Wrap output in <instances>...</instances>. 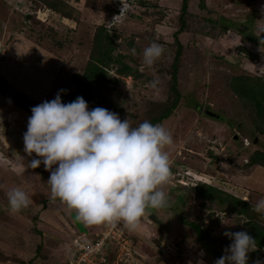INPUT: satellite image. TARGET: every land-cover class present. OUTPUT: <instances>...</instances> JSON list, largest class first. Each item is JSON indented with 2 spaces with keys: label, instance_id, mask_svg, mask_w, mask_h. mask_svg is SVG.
Instances as JSON below:
<instances>
[{
  "label": "rangeland",
  "instance_id": "obj_1",
  "mask_svg": "<svg viewBox=\"0 0 264 264\" xmlns=\"http://www.w3.org/2000/svg\"><path fill=\"white\" fill-rule=\"evenodd\" d=\"M206 2L210 9L202 8L200 0L189 3L187 28L176 37L182 0H147L149 6L138 0H64L61 12L71 17L41 1L0 0V219L27 213V208L10 210L7 192L11 188L26 190L28 186L30 194L35 189L31 204L37 200L41 204L38 211L43 210L41 215L47 218L42 228L53 226L54 233L65 235L45 239L49 247L62 248L59 259L52 258L50 264H67L70 243L77 235L91 240L113 225L125 233L116 230L106 241L102 250L108 254L107 264H196L198 259L213 264L224 254L225 244L231 243L225 231L249 232L255 221L264 226V214L253 219L232 213L217 201L204 206L191 189L193 180H202L240 197L238 174L254 170L251 156L264 151V134L256 130L249 109L231 88L234 75L264 77V46L239 31L248 30L253 36L264 31V0ZM100 24L112 37L113 56L122 55V62L133 71L120 73V63L110 62L107 78L99 82L102 97L94 96L91 101L118 113L122 120L127 118L133 126L144 120L153 122L175 100L173 64L178 39L183 44L177 63L179 105L168 119L157 123L173 136V143L165 149L174 168L164 185L170 207L146 208L135 229L121 220L104 223L102 229L101 223L89 224L87 230L88 225L64 202L62 207L46 210L49 203L44 204L42 197L50 194L45 193V187L51 190L50 170L43 163L31 168L29 162L38 157L24 151L27 128L20 123L26 120L27 125L31 107L53 99L59 89L79 87L76 83L87 69ZM225 26L232 27L225 30ZM153 41L162 46L163 54L151 67L143 66V49ZM191 222L200 224L211 239L200 240ZM2 224L0 220V264H16L19 252L8 244L14 229ZM24 228L30 230L28 225ZM34 229L39 241L43 233ZM251 252L264 262V247Z\"/></svg>",
  "mask_w": 264,
  "mask_h": 264
},
{
  "label": "clouds",
  "instance_id": "obj_2",
  "mask_svg": "<svg viewBox=\"0 0 264 264\" xmlns=\"http://www.w3.org/2000/svg\"><path fill=\"white\" fill-rule=\"evenodd\" d=\"M163 51L153 41L143 49V66L151 67ZM66 91L59 89L53 99L31 107L23 133L24 151L38 158L29 162L30 167L43 163L50 170L47 182L52 198L74 209L83 222L122 220L135 229L146 208H161L169 202L164 185L171 177V162L165 149L173 143L172 133L163 124L144 120L133 126L107 108H89L83 96L63 102L61 93ZM7 199L13 212L31 202L29 193L19 186L7 192ZM253 208L264 214V197ZM223 234L231 243L213 264H248L256 240L243 230ZM196 264L205 261L198 259Z\"/></svg>",
  "mask_w": 264,
  "mask_h": 264
},
{
  "label": "trees",
  "instance_id": "obj_3",
  "mask_svg": "<svg viewBox=\"0 0 264 264\" xmlns=\"http://www.w3.org/2000/svg\"><path fill=\"white\" fill-rule=\"evenodd\" d=\"M35 1V0H34ZM37 2H43L50 8H53L57 11H62V6L64 5V0H36ZM141 2L142 5H146L147 0H138ZM193 0H182L181 5V13L179 16V28L174 32L176 37L178 34L184 32L187 28V16L190 13L189 6ZM70 5V4H69ZM148 5V4H147ZM146 5V6H147ZM149 6V5H148ZM200 6L202 8H209V4H207L206 0H200ZM72 8V7H71ZM210 9V8H209ZM74 11V10H73ZM63 15L67 17H71L70 13L61 12ZM26 17H30L27 15ZM214 22L217 23V20L214 19ZM2 22H0L1 24ZM228 25V24H227ZM12 26V23H11ZM232 27V26H230ZM230 27L225 26V30L229 29ZM235 29V28H234ZM237 29V28H236ZM95 34L94 46L91 51L90 61L88 63L87 69L83 75V77L78 80L76 83L79 87L77 89L67 88V91L61 93V98L63 102H70L73 101L78 95L83 96L85 100L88 102L90 107H96L94 103H92L91 98L96 96L98 98L102 97L101 95V87L99 85L101 78H107V71L106 68L110 64V62L115 61L120 63L117 67L120 73H130L133 71V68L128 64L122 62L121 56L115 57L113 56V45H112V37L108 33V29L104 24H100ZM238 30V29H237ZM240 33L244 36V38H248L249 40L253 41L254 43L261 44L264 46V31L258 34V36L251 35V32L248 30H239ZM178 49L176 58L174 61V70L172 73V89L176 94V98L172 103L167 106L164 112L160 113L158 116L153 118V124L161 123L164 120L168 119L171 116V113L178 107L179 99L181 98V92L178 90L177 86V75H178V66L177 63L181 56V50L183 48L182 42L178 39ZM231 88L233 92L242 100L244 105L249 109L251 114V119L254 121L256 130L264 134V77L262 75L257 76H248L245 74L234 75ZM200 105L197 103V107ZM29 110V109H28ZM218 157V156H217ZM216 157V158H217ZM253 164L262 165L264 166V151L257 150L255 154L251 156L250 160ZM174 168L171 167V173ZM44 172V171H43ZM191 189L195 190V196L201 199V203L204 206H208L207 201H217L220 204H225L227 209L235 214L240 215H248L251 216L253 219H256V216H259L256 211L252 208L249 202L245 201L241 197L236 196L235 194L224 190L216 185L206 183L202 180L192 181ZM43 203H47V198H43ZM169 208L170 204L166 206ZM3 213V208L0 206V216ZM6 218V217H5ZM36 218V217H35ZM146 218V217H145ZM144 218V219H145ZM8 219V218H7ZM191 225L195 229L198 238L200 240L203 239H211L209 233L204 230V228L195 222H191ZM36 229V227H35ZM34 229V230H35ZM40 235H42V230H37ZM125 233V230L123 228ZM35 233V231L33 232ZM255 240L256 246L259 249L264 247V226H261L257 221L254 222L252 229L248 232ZM37 235V234H36ZM43 241L41 242V244ZM230 243V242H229ZM41 244L38 245V250L41 248ZM229 244H225L227 246ZM214 253L217 254V250H214ZM249 260L250 261H257L261 260L257 253L250 252L249 253ZM102 257V264L108 263V254L104 253L101 255ZM220 256L218 255V258Z\"/></svg>",
  "mask_w": 264,
  "mask_h": 264
},
{
  "label": "crops",
  "instance_id": "obj_4",
  "mask_svg": "<svg viewBox=\"0 0 264 264\" xmlns=\"http://www.w3.org/2000/svg\"><path fill=\"white\" fill-rule=\"evenodd\" d=\"M256 1V0H255ZM27 117V116H26ZM20 124H22V127L24 129L27 128L26 125V120L22 121ZM256 167H254V170H251L250 173L245 172L244 174L239 173L238 174V184H239V190L240 193L243 194L240 197L242 199H246L247 202L250 203V205L253 208V205L256 203V201H258L259 199H261L262 197H264V166L262 165H255ZM31 188L33 187L32 185H29ZM26 191L27 188H29L28 186L25 187ZM30 189V188H29ZM33 189V188H32ZM35 190V189H34ZM31 191L28 192L30 197H33L32 194H34ZM50 192L49 195L42 197V200H44L43 198H47V203L48 207L46 210H52L53 208H57L58 206L62 207L63 206V202L61 200H59V198H55L53 199L51 196V190H48L45 187V193ZM34 200V199H33ZM41 205L37 200H34V203L29 204V206L27 207V213L26 214H22L20 216L22 217H18L16 219H7L3 220V224L6 222L8 224H10V226L13 227L14 232L11 233L9 235V241L8 244L10 246H13L14 251L13 252H19L18 254H16L18 256V258H15L14 261H17L16 264H31V263H43V264H50V261L52 258H56L59 259V255L62 252V248H60V246L57 249H54L53 247H49L48 245H46V240L47 238H49V235H51L50 239L54 238L52 237L54 234L59 235V236H65L61 233V231H57L54 233V227L52 226L51 229H49V226H44V228H42V225L47 224V218L43 217L41 214L43 212V210H41V212L38 211V206ZM8 208V207H6ZM31 208V209H30ZM64 209V208H61ZM254 209V208H253ZM35 211H38V216L33 217ZM71 211L75 212L76 211L74 209H72ZM33 214V215H31ZM25 217V218H24ZM24 218L21 222H23L25 225L30 228V230L25 229L24 226H22V223L18 221V219ZM33 218V219H32ZM35 218V219H34ZM87 224V223H86ZM104 223H101V229L104 226ZM88 227L86 226L87 230H89V224H87ZM40 228L43 229V235L39 238V241H36V239L34 237H36V233L32 232V228ZM49 232V233H48ZM96 233V232H95ZM34 234V236H32ZM48 234V236H47ZM2 235H4L2 233ZM96 235V234H94ZM7 237V236H6ZM6 240V239H4ZM60 240V239H58ZM65 240V239H64ZM41 244V242L43 241V243L41 244V248L38 250V243ZM64 244V242H63ZM66 245V244H65ZM52 248V249H51ZM10 249V248H9ZM52 250V253H57V254H52L49 253ZM45 252L46 254H42V252ZM66 251V250H65ZM55 255V256H54ZM21 257V258H19ZM28 258V259H26Z\"/></svg>",
  "mask_w": 264,
  "mask_h": 264
},
{
  "label": "built area",
  "instance_id": "obj_5",
  "mask_svg": "<svg viewBox=\"0 0 264 264\" xmlns=\"http://www.w3.org/2000/svg\"><path fill=\"white\" fill-rule=\"evenodd\" d=\"M116 230L119 231V234L123 235L121 227L113 225L103 231V235L91 240L82 238L81 234L74 237L69 246L67 264H102V249L106 241L112 237V233L115 235L114 231ZM73 247L76 249H73ZM91 257H93L92 261Z\"/></svg>",
  "mask_w": 264,
  "mask_h": 264
},
{
  "label": "water",
  "instance_id": "obj_6",
  "mask_svg": "<svg viewBox=\"0 0 264 264\" xmlns=\"http://www.w3.org/2000/svg\"><path fill=\"white\" fill-rule=\"evenodd\" d=\"M209 113H212V112H209ZM235 138L237 139V138H238V136H235Z\"/></svg>",
  "mask_w": 264,
  "mask_h": 264
},
{
  "label": "bare ground",
  "instance_id": "obj_7",
  "mask_svg": "<svg viewBox=\"0 0 264 264\" xmlns=\"http://www.w3.org/2000/svg\"><path fill=\"white\" fill-rule=\"evenodd\" d=\"M103 261V260H102Z\"/></svg>",
  "mask_w": 264,
  "mask_h": 264
}]
</instances>
